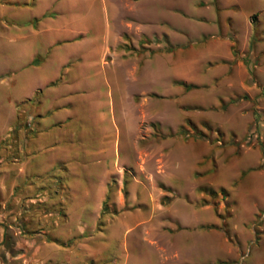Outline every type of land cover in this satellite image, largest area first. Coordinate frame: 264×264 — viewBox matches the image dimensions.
I'll list each match as a JSON object with an SVG mask.
<instances>
[{
	"label": "rangeland",
	"instance_id": "obj_1",
	"mask_svg": "<svg viewBox=\"0 0 264 264\" xmlns=\"http://www.w3.org/2000/svg\"><path fill=\"white\" fill-rule=\"evenodd\" d=\"M43 108L90 140L48 194ZM0 264H264V0H0Z\"/></svg>",
	"mask_w": 264,
	"mask_h": 264
},
{
	"label": "crops",
	"instance_id": "obj_2",
	"mask_svg": "<svg viewBox=\"0 0 264 264\" xmlns=\"http://www.w3.org/2000/svg\"><path fill=\"white\" fill-rule=\"evenodd\" d=\"M67 2L72 1V0H66ZM78 1H82V0H78ZM80 8V6H79ZM50 28L49 27H45L44 30L48 31ZM59 29V28H58ZM22 50L24 49L23 47H21ZM36 52L34 51H30L28 54V58L31 59L32 54H35ZM27 58V59H28ZM64 60L61 58L57 60V63L55 65V69H54V74H56V67L57 65L61 64ZM36 69V67L34 68ZM55 75L53 76H49V77H42L41 79V83L38 85L37 81L35 78H32V80H30V91L32 92V90H34L35 88H37L38 86H42L45 85V83H47V81H49L50 79H52ZM140 80H142V78H140ZM35 81V83L33 84V82ZM31 92L25 93L23 96L29 95L31 94ZM38 116L34 119V121H32V123L34 124V130L30 133V138L28 139V143L27 144H22L20 143V151H21V155H24L27 160L29 162V180L30 178L32 179L33 177L38 178V177H42L43 174H46L45 180L42 181V179H40V182L38 183H34L33 181L31 182V185L33 186V188H37L39 190V192H43L45 191L46 194L51 193L53 191V189H51L50 187L53 186L55 183H58L59 186L63 185L66 187V180H65V176L67 177L66 173H67V169L70 171V169H74L76 166H74L73 168L68 167L67 164H63V162L66 160V152L67 156H70L73 159V162L76 163L77 160H80L81 157L85 158L88 156H85L86 154V150L82 149V146L84 144V146L90 145L89 143V139L85 140L84 143L82 142V138H85V131H80L77 132V141L78 142V146H76V144L73 142L74 141V135H75V131L74 129H65L62 126H64V121H65V117H70V116H64V115H60L54 118V120L52 121H48L46 119V114L50 111L48 110V108H43L42 110H38ZM109 114H111V111H109ZM160 116H162L160 114ZM126 121L129 118H125ZM110 123L112 124V127L115 130V134L113 137V141H112V145L108 150V157H111L112 155H116L117 154V128H116V124H115V119L114 116L110 115L109 118ZM135 120H133V118H131L130 123L134 122ZM160 122L163 124L164 123V119L163 116L160 119ZM127 123V122H126ZM52 126H55L58 131L54 133H52ZM175 126V125H174ZM62 127V128H61ZM51 129V130H50ZM60 135H57V134ZM70 140H69V139ZM60 142V144H59ZM104 147V151L100 152L101 154H105L106 153V148L104 146V143L101 142V144ZM77 152V154H79V152L82 153V156H78L76 157V154H72V152ZM73 155V156H72ZM88 155V154H87ZM106 155V154H105ZM26 158H23L24 160ZM77 158V159H76ZM105 158V157H104ZM102 159V155L101 156H95L93 160L96 161H100ZM54 162L57 163V167L59 169L60 176H57V172H51L50 171L53 169V165ZM41 166V167H39ZM47 168V169H46ZM102 172L99 175V180H98V185H95V189L92 190V192H94L93 195V200L94 203L97 204V200H99L100 203V198L102 195V191H103V181H101V176H102ZM79 173H74L73 176L78 175ZM50 177V178H49ZM26 182V181H25ZM30 182V181H29ZM22 184H24V181L22 182ZM51 189V190H50ZM92 189V188H91ZM89 188V191L91 190ZM73 192H86L88 191V189L86 190V187H82L79 188V185H77V188H73L72 189ZM125 245H123L124 248Z\"/></svg>",
	"mask_w": 264,
	"mask_h": 264
},
{
	"label": "trees",
	"instance_id": "obj_3",
	"mask_svg": "<svg viewBox=\"0 0 264 264\" xmlns=\"http://www.w3.org/2000/svg\"><path fill=\"white\" fill-rule=\"evenodd\" d=\"M104 202H105V201H104ZM104 202H103V203H104ZM102 209H103V208H102Z\"/></svg>",
	"mask_w": 264,
	"mask_h": 264
}]
</instances>
